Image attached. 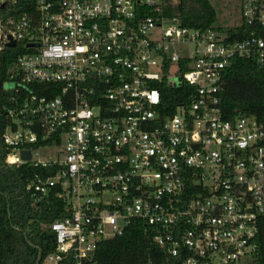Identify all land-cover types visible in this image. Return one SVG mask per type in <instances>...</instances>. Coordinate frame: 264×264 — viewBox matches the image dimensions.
I'll list each match as a JSON object with an SVG mask.
<instances>
[{
  "label": "built area",
  "instance_id": "2783aa9c",
  "mask_svg": "<svg viewBox=\"0 0 264 264\" xmlns=\"http://www.w3.org/2000/svg\"><path fill=\"white\" fill-rule=\"evenodd\" d=\"M16 2L0 0V50H23L12 87L0 82L1 140L8 165L37 169L32 205L56 214L38 264H97L99 244L136 224L164 264H256L264 116L224 118L219 93L233 60L264 64V0H235L232 24L205 28L168 15L178 0H35L31 13H2Z\"/></svg>",
  "mask_w": 264,
  "mask_h": 264
},
{
  "label": "trees",
  "instance_id": "16d2710c",
  "mask_svg": "<svg viewBox=\"0 0 264 264\" xmlns=\"http://www.w3.org/2000/svg\"><path fill=\"white\" fill-rule=\"evenodd\" d=\"M35 0H17L10 6L4 4L2 13H31ZM169 16L177 15L187 26L205 28L216 21V11L210 0H178L167 9ZM230 39H240L248 33H237L235 28H218ZM23 50L4 47L0 50V82L15 76V59ZM17 79V78H15ZM222 115L230 119L246 114L258 118L264 116V64L251 59H235L227 68L220 90ZM9 93L0 90V264H34L38 253L43 257L54 246L53 234L47 227L56 214L44 208H36L25 191L32 179L35 167L25 164L19 167L5 162V150L1 136L7 120L4 107ZM259 248L256 264H264V219L259 232ZM165 254L153 244L151 237L136 224L122 236L99 244L97 264H164Z\"/></svg>",
  "mask_w": 264,
  "mask_h": 264
},
{
  "label": "rangeland",
  "instance_id": "374dc122",
  "mask_svg": "<svg viewBox=\"0 0 264 264\" xmlns=\"http://www.w3.org/2000/svg\"><path fill=\"white\" fill-rule=\"evenodd\" d=\"M211 5L216 11V26H225L232 24L235 18V10L237 11V5L235 0H210ZM174 79V77H173ZM177 81V80H175ZM12 82L6 81L4 83V89L11 88ZM48 157H54V151H40L37 155H34V159H47Z\"/></svg>",
  "mask_w": 264,
  "mask_h": 264
},
{
  "label": "water",
  "instance_id": "95a60500",
  "mask_svg": "<svg viewBox=\"0 0 264 264\" xmlns=\"http://www.w3.org/2000/svg\"><path fill=\"white\" fill-rule=\"evenodd\" d=\"M7 46L8 47H14L15 46V43L13 41H11V42L7 43ZM21 155H22L23 158H26V159H28L30 157L29 156V153H27V152H22ZM39 261H40V252L38 253L37 258H36V261H35L34 264H38Z\"/></svg>",
  "mask_w": 264,
  "mask_h": 264
}]
</instances>
